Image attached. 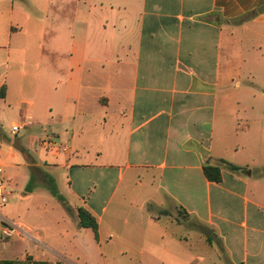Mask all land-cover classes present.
Listing matches in <instances>:
<instances>
[{
  "label": "crops",
  "instance_id": "0c3cea01",
  "mask_svg": "<svg viewBox=\"0 0 264 264\" xmlns=\"http://www.w3.org/2000/svg\"><path fill=\"white\" fill-rule=\"evenodd\" d=\"M50 133L65 147L41 163ZM253 141L264 0H0V264H264V160L227 161ZM221 160L242 170L210 182ZM59 177L63 201L33 190Z\"/></svg>",
  "mask_w": 264,
  "mask_h": 264
},
{
  "label": "rangeland",
  "instance_id": "374dc122",
  "mask_svg": "<svg viewBox=\"0 0 264 264\" xmlns=\"http://www.w3.org/2000/svg\"><path fill=\"white\" fill-rule=\"evenodd\" d=\"M244 39V38H243ZM238 119H243V121H238ZM237 119V121H233L232 122V128H236L238 127V123H241L242 126H245L246 124V121H245V116L244 115H240L239 118ZM223 120V119H222ZM12 121L13 119H9V122H8V130L11 131L12 130ZM52 134V133H50ZM23 135V133H21L18 138L19 139H23L21 138V136ZM45 136V135H44ZM244 134L242 133L241 130L239 131H235L233 133V139L231 140V142L234 144V145H237V144H247V139L244 138ZM44 138V137H43ZM255 141H253V145L252 146H248V145H241V147H239V152L238 154H235L234 151H229L228 155H227V161H233V160H237V159H240V160H244V161H249V165H250V168L251 169H257L259 168L260 166V162L261 160H264V147L261 148L260 146H256V144L254 143ZM245 146V147H244ZM38 152L37 154L34 153V155L36 156V158L41 162L43 163L44 160L48 159L47 156L48 154H46V152H44L42 150V148L40 146H38ZM64 174H66L65 171H63ZM90 173V174H89ZM88 175H92L94 177V174H92L91 172H88ZM56 178H57V175H54ZM66 176V175H65ZM59 180H60V183H57L56 181H52L51 182V189H55L56 192L60 195V191L65 194V195H68V188H69V183H67V179L64 177H59ZM117 183V179L114 180L113 182V186H115V184ZM40 184H42L40 182ZM59 184V185H58ZM50 188L47 187V184H46V181H45V186L44 184L43 185H35L33 187V190L36 191V193H39L41 195H51L50 193H52ZM19 194V193H18ZM53 194V193H52ZM61 196V195H60ZM204 197H206V195H204ZM63 198V197H62ZM15 198L11 199L10 200V207H11V211L12 213L15 215L14 219L16 221H21L23 220V216L21 215L20 211L18 210V208L16 206H12V205H15ZM192 224V223H191ZM191 224H188L189 225V228H186L189 230V232H195V228L194 226H192ZM198 230H196L197 232ZM197 233H199L201 235V233L198 231ZM190 237H192L193 235L190 234ZM202 236V235H201ZM189 237V238H190ZM193 243V241H191ZM217 248H218V245H216ZM17 252H24L23 250V246H22V243H19L18 244V249H17ZM213 252L215 254H213ZM212 254H211V259L212 260H208L207 259V262L205 264H227V262L221 258L220 260V256H219V250L215 248V251L213 250Z\"/></svg>",
  "mask_w": 264,
  "mask_h": 264
},
{
  "label": "trees",
  "instance_id": "16d2710c",
  "mask_svg": "<svg viewBox=\"0 0 264 264\" xmlns=\"http://www.w3.org/2000/svg\"><path fill=\"white\" fill-rule=\"evenodd\" d=\"M228 168L232 171L235 172H239L242 169L240 167H237L235 165L230 164L227 161L221 160L220 163L218 165H211V164H206L204 166V174L206 176V178L210 181V182H215V183H220L222 181V168ZM53 180H51L52 182ZM49 187L51 189L52 185L51 183L49 184ZM52 193L54 196H56L57 198H59L60 200H64L57 192L55 189H51ZM79 215L81 218V225L83 227H89L92 228L93 231L95 232V234L97 235L98 233V222L97 220L89 213L87 212L85 209H79ZM11 264V263H8ZM33 264H47V263H36L34 262Z\"/></svg>",
  "mask_w": 264,
  "mask_h": 264
},
{
  "label": "built area",
  "instance_id": "2783aa9c",
  "mask_svg": "<svg viewBox=\"0 0 264 264\" xmlns=\"http://www.w3.org/2000/svg\"><path fill=\"white\" fill-rule=\"evenodd\" d=\"M30 123L25 119L22 125L14 126L12 132L17 135L21 132L24 126H28ZM42 146L47 154L57 156L61 154L64 149V145L60 138L53 134H45L42 140ZM2 169H0V173ZM0 199L2 202L6 200V186L4 180H0ZM19 227L10 222H4L3 234L5 237H12Z\"/></svg>",
  "mask_w": 264,
  "mask_h": 264
},
{
  "label": "water",
  "instance_id": "95a60500",
  "mask_svg": "<svg viewBox=\"0 0 264 264\" xmlns=\"http://www.w3.org/2000/svg\"><path fill=\"white\" fill-rule=\"evenodd\" d=\"M17 143H19V142L16 141V145H15V147H16L18 150H21V148H19V146H17ZM202 231H203V234L205 235L206 238H210L211 235H212V233H213L212 230H210V229H208V228H206V227H203V228H202Z\"/></svg>",
  "mask_w": 264,
  "mask_h": 264
}]
</instances>
